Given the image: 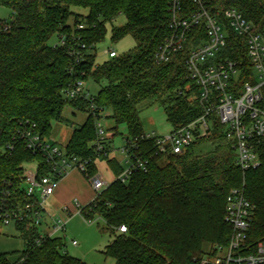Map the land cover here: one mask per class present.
<instances>
[{"label":"trees","instance_id":"16d2710c","mask_svg":"<svg viewBox=\"0 0 264 264\" xmlns=\"http://www.w3.org/2000/svg\"><path fill=\"white\" fill-rule=\"evenodd\" d=\"M172 1L0 0V6L12 11L9 19H0V198L9 195L14 202L29 203L23 184L26 165L37 162L41 176L50 171L43 154H34L19 135L27 123L51 140L53 123L63 119L67 107L88 112L86 123L73 132L64 150L89 161L90 175L99 171V160L114 174L110 186L82 213L85 219L105 222L104 230L113 240L104 255L116 264H201L216 246L230 242L232 228L225 213L232 189H242L253 206L250 243L264 242V150L258 169L242 171L233 142L215 116L210 131L182 154L159 152L155 140L145 139L144 109L163 108L173 130L205 114L199 87L186 67L188 46L168 63L156 59L171 35ZM207 1L212 13L236 8L257 30L264 26V0ZM184 3L190 11L198 7L193 0ZM120 15L126 23L113 27L112 42L131 37L136 46L97 64L96 49L106 38L107 24ZM53 38L58 39L55 45L50 44ZM77 38L87 46L78 64L70 53ZM221 57L238 62L241 85L254 82L244 38L231 31ZM80 78L101 85L96 96L91 94L93 100L66 98V91ZM106 111H111L108 118L116 125L114 136L125 125L127 142L136 143V154L148 160L147 171L134 172L127 183L117 180L127 166L115 157H100L94 145L96 115ZM112 141L113 137L107 143L110 150ZM15 226L26 250L15 262L0 255V264H88L68 254L63 238L47 237L37 243L40 232L28 220ZM121 226L127 232H120Z\"/></svg>","mask_w":264,"mask_h":264},{"label":"built area","instance_id":"2783aa9c","mask_svg":"<svg viewBox=\"0 0 264 264\" xmlns=\"http://www.w3.org/2000/svg\"><path fill=\"white\" fill-rule=\"evenodd\" d=\"M207 0H193L198 7L187 10L184 0H173L170 7L169 28L171 35L161 45L156 54L159 63H168L173 55L188 46L189 54L186 67L190 79L199 87V98L205 106V114L187 126L173 130L164 136L156 133L145 135L146 140L156 141L159 152L171 151L182 154L198 139L206 135L212 124V116L225 128L227 139L233 142L236 152V164L244 172L258 169L264 150V26L257 30L236 8H228L211 12ZM185 13V14H184ZM81 25L79 29H83ZM244 38L248 56L252 62L253 83H240L239 64L228 58L221 57L226 49L230 33ZM64 44V43H63ZM86 44L79 38L70 48L77 64L84 58ZM115 57V51L109 52ZM85 73L82 72V76ZM69 101L93 100L87 82L80 78L66 91ZM92 110L95 107L91 106ZM104 113L96 115L97 140L94 145L100 157H111L112 150L107 148L109 138L100 122ZM21 139L34 154H43L49 172L40 175V165L35 170H26L23 177L25 196L30 201L25 205L14 202L9 195L0 198V223L4 226L16 225L28 220L30 226L40 224L42 214L47 213L45 204L54 195L57 184L72 171H78L88 181L97 198L112 182L108 181L100 170L89 174V161L71 156L56 143L44 138L37 132L35 124L27 123L20 131ZM127 155V168L117 177L127 183L131 175L138 171H147L148 160L136 154V143L127 142L122 147ZM7 198V199H6ZM78 213L83 216L82 206L77 204ZM253 218V206L247 200L242 189H232L227 196L225 222L231 226L232 235L227 246H216L212 253L201 260V264H264V242L252 244L249 231ZM92 223L94 220H88ZM66 223L58 220L48 231L40 233L39 243L47 237H56L64 231ZM119 231L127 232L126 226ZM73 246L78 242L73 241Z\"/></svg>","mask_w":264,"mask_h":264},{"label":"rangeland","instance_id":"374dc122","mask_svg":"<svg viewBox=\"0 0 264 264\" xmlns=\"http://www.w3.org/2000/svg\"><path fill=\"white\" fill-rule=\"evenodd\" d=\"M75 12L87 14L88 12L75 8ZM12 11L7 7L0 6V19L6 20L11 16ZM74 20L71 19L70 23L73 24ZM126 23V17L124 15L118 16L112 23L107 24V35L105 40L98 44L96 53V63L102 64L105 61L110 59L109 51H115L117 54H124L132 50L136 46V42L133 38L127 37L117 43H113L112 29L113 27H120ZM58 39L53 38L50 41L51 45L57 44ZM87 87L90 93L96 96L100 90L101 85L95 83L90 80L87 82ZM111 114V111H106L101 118L100 122L102 123L104 129L107 132L108 137H113L112 141V154L111 157L117 158L123 166H127L126 158L127 155L120 150L124 145L127 144V136L128 130L125 125H121L118 127V135L114 136L113 129L116 126L114 121L108 116ZM89 116L88 112L77 111L70 107L65 109L63 114V119L58 122L53 123V131L51 141L55 142L61 149H64L68 144L73 132L76 129L81 128L87 121ZM142 123L144 125L145 132L147 134L156 133L158 136H164L169 134L172 131L171 125L167 122L166 114L164 109L158 106L150 107L144 109L141 114ZM36 163H29L26 165L27 170H35ZM98 167L100 173L110 182L114 180V174L108 168L107 164L103 160L98 161ZM49 198L47 199V202ZM46 202L45 207H48V203ZM75 203V201H73ZM86 206H83V208ZM59 220L66 223L64 231L56 234L57 237H61L64 239L66 244L65 250L69 255L79 258L88 264H116L115 260L112 258H107L104 255L106 247L113 240V236L107 230L105 222L96 218L92 223H89L84 216L79 213L74 215H66L59 214ZM40 224L37 227V230L40 233H44L48 231L54 224L55 219L48 216V214H42ZM58 221V220H57ZM14 227V225H11ZM9 226H0V235L3 238H7L3 236L5 233V229ZM20 234V232L18 231ZM18 234V235H19ZM20 241V249L17 251L18 253H13L8 255L9 257H13L15 259L21 258L22 253L26 250V245L24 240L21 237L18 238ZM77 241L78 245L73 246L72 242ZM209 251V250H208ZM21 256V257H20ZM11 260V259H10ZM15 262L16 260H11Z\"/></svg>","mask_w":264,"mask_h":264},{"label":"crops","instance_id":"0c3cea01","mask_svg":"<svg viewBox=\"0 0 264 264\" xmlns=\"http://www.w3.org/2000/svg\"><path fill=\"white\" fill-rule=\"evenodd\" d=\"M95 197V192L85 177L78 171H72L57 184L54 195L47 202V214L56 221L59 220V214H77V204L82 207L88 206L95 200ZM18 234L16 226H9L5 229L3 236L7 238L0 235V255L18 253L21 246L18 239L20 234ZM10 259L18 260L19 258L10 257Z\"/></svg>","mask_w":264,"mask_h":264}]
</instances>
